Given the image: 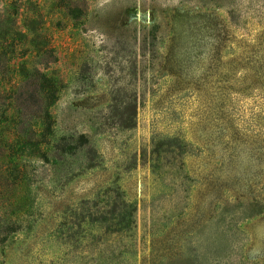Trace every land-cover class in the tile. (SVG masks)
Returning a JSON list of instances; mask_svg holds the SVG:
<instances>
[{"label": "rangeland", "instance_id": "1", "mask_svg": "<svg viewBox=\"0 0 264 264\" xmlns=\"http://www.w3.org/2000/svg\"><path fill=\"white\" fill-rule=\"evenodd\" d=\"M75 7L0 0V115L39 68L55 137L85 141L22 158L30 206L0 264H264V0ZM114 204L129 227L101 220Z\"/></svg>", "mask_w": 264, "mask_h": 264}, {"label": "trees", "instance_id": "2", "mask_svg": "<svg viewBox=\"0 0 264 264\" xmlns=\"http://www.w3.org/2000/svg\"><path fill=\"white\" fill-rule=\"evenodd\" d=\"M57 1L63 13L73 19L77 18L74 12L77 8L75 6L85 3V0ZM79 12H82V9L81 11L79 9ZM1 28L3 27L0 20ZM0 32L7 40L9 32L14 33V29L3 28ZM19 34L24 35L21 32ZM20 74L22 80L19 86L14 88L16 89L13 97L14 111L7 113V117L5 112L0 115V123H6L2 129L0 127V243L18 230L19 226L16 223L18 214L26 212L27 207L30 206L28 203H26L27 207L21 204L24 198L27 199L26 189L30 181L23 170L22 158L43 161H48L50 156L60 158L85 142L82 136L76 141L72 140V137L56 138L54 135V119L49 107L57 98L60 85L56 80L39 68L24 69ZM21 117L29 119L28 127L22 128V122H18ZM9 123L14 126L13 131L9 129ZM18 124L21 127L16 129L15 125ZM5 193L7 196L4 195ZM130 211H132L130 208H125L121 212L114 204L108 210L100 211L99 214L101 220H111V224H121L127 228L132 222Z\"/></svg>", "mask_w": 264, "mask_h": 264}]
</instances>
